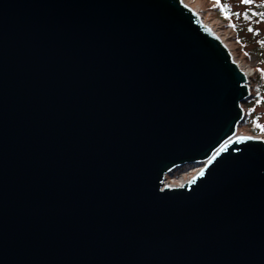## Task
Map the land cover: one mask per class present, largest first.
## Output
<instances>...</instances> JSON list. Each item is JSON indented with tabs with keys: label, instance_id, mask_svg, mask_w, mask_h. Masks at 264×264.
<instances>
[{
	"label": "water",
	"instance_id": "water-1",
	"mask_svg": "<svg viewBox=\"0 0 264 264\" xmlns=\"http://www.w3.org/2000/svg\"><path fill=\"white\" fill-rule=\"evenodd\" d=\"M247 81L181 0H0V264H264Z\"/></svg>",
	"mask_w": 264,
	"mask_h": 264
},
{
	"label": "rangeland",
	"instance_id": "rangeland-1",
	"mask_svg": "<svg viewBox=\"0 0 264 264\" xmlns=\"http://www.w3.org/2000/svg\"><path fill=\"white\" fill-rule=\"evenodd\" d=\"M185 5H187L192 10L196 11L200 19L208 25L213 32L223 41V43L228 48L232 59L237 62L242 68H245L250 75V80L255 77L257 68L264 70V61L260 60L259 55L253 50L254 39L248 40L247 34H241L239 36L238 31L235 30L234 16L236 13L241 12L243 9L253 6L255 4L261 3L264 0H181ZM261 27L260 32L263 31ZM252 86V83H251ZM252 88V87H251ZM247 109L248 122L239 126L236 133L246 136H256L264 139V102L261 105L255 103L252 104H242ZM252 114V115H251ZM257 119V123L254 121ZM252 119V120H251ZM254 130H259L260 134H254ZM191 166L186 165L180 170H176L168 176L170 180L171 176H182L183 174L188 175ZM190 176V174H189Z\"/></svg>",
	"mask_w": 264,
	"mask_h": 264
},
{
	"label": "trees",
	"instance_id": "trees-1",
	"mask_svg": "<svg viewBox=\"0 0 264 264\" xmlns=\"http://www.w3.org/2000/svg\"><path fill=\"white\" fill-rule=\"evenodd\" d=\"M235 23L234 28L238 31L240 37L243 34L248 35V40L253 37L254 43V51L259 57L260 60L264 61V29L260 32L261 27L264 28V1L253 6H249L243 9L241 12L236 13L234 16ZM252 88L250 96L244 101V104H252L255 103L257 105H261L264 102V70L257 68L256 75L251 81ZM244 106V105H243ZM245 107V106H244ZM250 114L247 113V109H245V115L241 123L238 125H245L249 118ZM252 115V114H251ZM254 121L257 123V119ZM251 119V120H252ZM254 134H260L259 130H254ZM180 170V169H179Z\"/></svg>",
	"mask_w": 264,
	"mask_h": 264
},
{
	"label": "bare ground",
	"instance_id": "bare-ground-1",
	"mask_svg": "<svg viewBox=\"0 0 264 264\" xmlns=\"http://www.w3.org/2000/svg\"><path fill=\"white\" fill-rule=\"evenodd\" d=\"M238 67L242 70V72L244 73V76L246 77V79H249L250 74L247 72V70L245 68H242L239 64H238ZM242 103H240L241 106H242ZM239 135L240 134L235 133L234 136H239ZM203 167H204V165L191 166V167H189V168H191V170L189 171L190 176H189V174L188 175L183 174L182 176H177L176 178H175V176H173V177L171 176L170 177L171 179L170 180H167V179H169L168 176H170V175H177L179 172L176 173V174H172V173L175 172L176 170L181 169L182 167L177 168V169L173 170L172 173H170L168 176L165 177L164 183L166 185L170 186V187H172V186H182V184L184 182L188 181L193 176H195L196 173H198Z\"/></svg>",
	"mask_w": 264,
	"mask_h": 264
}]
</instances>
